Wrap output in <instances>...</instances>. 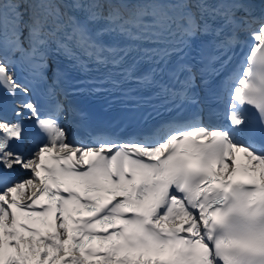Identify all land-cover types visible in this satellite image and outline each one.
Instances as JSON below:
<instances>
[{"label":"snow or ice","instance_id":"6c2138e0","mask_svg":"<svg viewBox=\"0 0 264 264\" xmlns=\"http://www.w3.org/2000/svg\"><path fill=\"white\" fill-rule=\"evenodd\" d=\"M0 264H264V0H0Z\"/></svg>","mask_w":264,"mask_h":264}]
</instances>
